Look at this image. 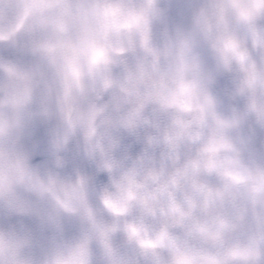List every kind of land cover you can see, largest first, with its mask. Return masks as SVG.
<instances>
[{"label":"clouds","instance_id":"clouds-1","mask_svg":"<svg viewBox=\"0 0 264 264\" xmlns=\"http://www.w3.org/2000/svg\"><path fill=\"white\" fill-rule=\"evenodd\" d=\"M0 264H264V0H0Z\"/></svg>","mask_w":264,"mask_h":264}]
</instances>
